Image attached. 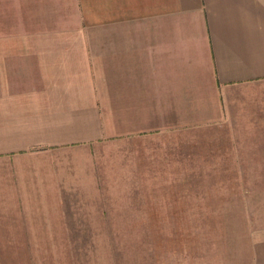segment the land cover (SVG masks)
Instances as JSON below:
<instances>
[{"label": "crops", "instance_id": "0c3cea01", "mask_svg": "<svg viewBox=\"0 0 264 264\" xmlns=\"http://www.w3.org/2000/svg\"><path fill=\"white\" fill-rule=\"evenodd\" d=\"M262 81L264 0H0V159L191 132Z\"/></svg>", "mask_w": 264, "mask_h": 264}, {"label": "rangeland", "instance_id": "374dc122", "mask_svg": "<svg viewBox=\"0 0 264 264\" xmlns=\"http://www.w3.org/2000/svg\"><path fill=\"white\" fill-rule=\"evenodd\" d=\"M225 97L191 132L0 159V264H262L264 81Z\"/></svg>", "mask_w": 264, "mask_h": 264}]
</instances>
